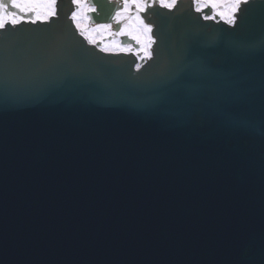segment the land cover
Returning a JSON list of instances; mask_svg holds the SVG:
<instances>
[{"label": "water", "instance_id": "1", "mask_svg": "<svg viewBox=\"0 0 264 264\" xmlns=\"http://www.w3.org/2000/svg\"><path fill=\"white\" fill-rule=\"evenodd\" d=\"M63 6L0 33L4 264H259L264 0L236 28L187 0L159 9L139 70L86 44Z\"/></svg>", "mask_w": 264, "mask_h": 264}, {"label": "snow or ice", "instance_id": "2", "mask_svg": "<svg viewBox=\"0 0 264 264\" xmlns=\"http://www.w3.org/2000/svg\"><path fill=\"white\" fill-rule=\"evenodd\" d=\"M112 2V0H109ZM119 7L110 16H102L100 0H69L67 19L89 44L98 46L109 55L132 54L142 61L154 59L157 25L150 23L159 9L168 14L179 12L184 0H116ZM186 13L198 14L193 19L224 22L236 28L242 19V10L254 0H187ZM65 12L63 0H0V33L15 36L22 25H51ZM120 38H126L127 43ZM5 52V41L0 38V59ZM163 55V52H161ZM141 67L136 65L137 70ZM247 264H257L255 253H245ZM264 264V248L259 254ZM0 264H4V251L0 248Z\"/></svg>", "mask_w": 264, "mask_h": 264}, {"label": "flooded vegetation", "instance_id": "3", "mask_svg": "<svg viewBox=\"0 0 264 264\" xmlns=\"http://www.w3.org/2000/svg\"><path fill=\"white\" fill-rule=\"evenodd\" d=\"M69 1V0H68ZM107 1V3H109L110 5H111V7L113 8V11H112V13L115 11V9L117 8V7H119V4L116 2V0H112V2H109V0H106ZM111 15V14H110ZM121 40H122V38H120Z\"/></svg>", "mask_w": 264, "mask_h": 264}]
</instances>
